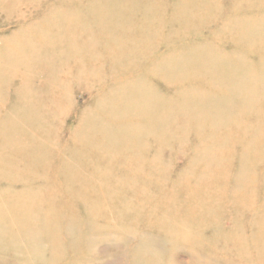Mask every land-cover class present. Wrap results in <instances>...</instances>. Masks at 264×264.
I'll return each instance as SVG.
<instances>
[{
	"label": "bare ground",
	"instance_id": "1",
	"mask_svg": "<svg viewBox=\"0 0 264 264\" xmlns=\"http://www.w3.org/2000/svg\"><path fill=\"white\" fill-rule=\"evenodd\" d=\"M217 1L0 0L2 23L17 25L6 35L0 28V125L7 126L0 134V264H80L90 254L79 250V241L67 247L61 243L72 230L63 226L72 222L76 229L85 222L77 213L70 215L67 206L76 201L87 212L101 203L122 222L137 225L146 204L147 226L160 224L149 216L165 217V225L142 230L113 223L118 233L133 230L131 239L138 245L129 251L135 264H175L176 249L188 252L184 264H264V170L258 169L264 130L238 138L232 130L234 118L244 122L248 110L255 111L256 120L264 118V54H259L264 51V14L232 10L230 18L225 16L216 31L227 32L220 38L233 49L225 50L217 39L190 33L201 12ZM233 4L232 9L240 0ZM168 22L178 25L170 30L172 37H180L178 46L165 40ZM257 40L259 47L247 55L241 47ZM6 73L19 78L14 112L2 102L1 85L11 80ZM37 78L51 101L60 98L46 121L50 127L24 105L23 91L30 90L31 98ZM74 86L85 87L89 101L70 110L63 105ZM25 125L46 128V134L21 136ZM63 129H68L66 138L58 131ZM162 151L168 158L160 161ZM182 152L186 160L175 173L173 159ZM224 185L235 198L221 218L222 208L208 209L200 193L214 192L216 205L223 201L222 191H216ZM77 186L79 193L65 192ZM177 186L180 199L174 198ZM163 187L165 198H160ZM164 199L165 206L183 199L181 209L191 219L169 217L173 209L162 207ZM110 212L95 217L108 221ZM68 248L74 263L65 262Z\"/></svg>",
	"mask_w": 264,
	"mask_h": 264
},
{
	"label": "rangeland",
	"instance_id": "2",
	"mask_svg": "<svg viewBox=\"0 0 264 264\" xmlns=\"http://www.w3.org/2000/svg\"><path fill=\"white\" fill-rule=\"evenodd\" d=\"M162 1L165 2V3L166 2H171V1L172 2H177V1L187 2L188 1V2H191V3H194V4L197 3V2L198 3L200 2V0H162ZM251 1H254V0H240V4L237 7H234V9H232L233 5H234L233 4V0H218L217 4H215L214 2H210L211 3L210 4V8H209L210 10H208V12L207 11L206 12H201L202 19L199 20L200 22L198 20L194 21V24H195L194 27L195 28H193L191 30V32H190L191 33V37H193L195 34H198L202 38H204L206 40H209V41H212V42H213V40L217 39L218 40L217 43L220 44L219 46L221 48H223V49L225 48V50L231 51L233 49V47L230 46V45H227V44H230V43H228L227 40H224V39L220 38V36H223V35L225 36V34L227 32L225 31L226 32L225 33L224 31H222L219 34H217L216 31L219 30V28H221L220 25H222L223 18L225 16H227V15H229V18H230L233 12L235 14L239 10H241L240 14L241 15H245V16L262 15V14H264V0H256L255 2H251ZM259 1H262L260 6L258 5ZM67 2L71 3V4H76V3L79 2V0H67ZM251 3H253V4H251ZM81 4H83V3H81ZM232 10H233V12H232ZM168 11H165V16H168V14H170V10L169 9H168ZM197 12H198L199 17H201L200 16V11H197ZM204 13L205 14H209L211 16L210 17L204 16ZM34 17H35V15H34ZM241 17H243V16H241ZM3 18L4 17L0 16V28H3L5 30L4 33L6 35V33L8 34V33H10V31H13L17 27V25H16L15 22H9L10 24H8L7 22L6 23H2ZM4 24H8L7 27ZM175 24L168 22L167 28L165 29V40H166L167 43L171 42V44H172V41H173L175 43V46H178V45H180L178 43V39H180V37H177V38L172 37L171 36L172 34L170 33V30L173 31V30H175L178 27V25H175ZM196 32H198V33H196ZM96 34L101 35L102 32L101 31H96ZM1 40H3V38ZM0 42H2V41H0ZM258 44H259L258 40H257V43L256 42L244 43V46H242L241 48L243 50H246L247 51V55H248V54L252 53L253 51H255V49H257L259 47ZM168 48L169 47L165 45V52H167ZM247 49H249V50H247ZM259 54L260 55L264 54V51L263 50L260 51ZM247 55H246V57H247ZM256 55H258V54H256ZM249 58L251 60H254V61L256 60L255 56H251ZM4 77H6V79L9 78L11 80H10V82H6L4 85L3 84L1 85V88H2L1 90H2V93L4 95V98L2 99V102L5 103V108L6 109H8L10 107V105H11V110H12V109H14L13 106L18 104L16 102V98L18 96V93H16L17 90L15 88L17 87V85L19 83V78L16 77L15 75H8V73H6V75ZM3 79H5V78H3ZM38 80H39V78H37L36 80L32 81L33 86H32V91H31V94H30L31 98H28L30 90L28 91V90L25 89L23 91V94H25L26 97H27L26 99H24V105L30 107L33 110L32 114L34 116H40L43 119L40 122L45 121V124H46L47 123L46 121H50L51 120L50 118L52 117V112L55 111L56 102L60 98L58 97L54 101H51V100H53L52 99V95L47 93L45 90L43 91L44 86L42 84V81H41V86H39V81ZM22 96H24V95H22ZM66 97H67V100L65 101L64 105L63 104L62 105H63V107H67L70 110L80 109L86 103H88V101H89V93H88L87 90H85V87L74 86L72 88V91L69 90V94ZM52 102H54V103L52 104ZM231 106H230V108H231ZM21 107H20V109H22ZM11 112H14V111L12 110ZM2 113H4V110L0 109V114H1L0 117H3ZM70 120L71 119L69 117L67 119V121L69 122ZM244 120L245 121L243 122V120L234 118V120L232 122L233 136H236L237 138L239 136H241V135L242 136L243 135L252 136L254 133H257V131H259L261 129L264 130V118L256 120L255 119V111L254 110H248L247 114H245ZM175 124H178V125L181 124L180 115L176 116ZM46 125L49 126V123H47ZM6 128H7V126H4L3 124L0 125V134L3 131H6ZM53 128H54V130H52L51 132L55 133L56 132V128L55 127H53ZM58 128L59 127H57V129ZM43 130H46V128H43V127H41V128H36L35 127L34 128V127L30 126V125H25L23 127L20 126L19 134L21 136H25L26 133L33 131L38 136H44L46 133ZM171 130H174V127H172ZM58 131H59V134H60V132L63 133L62 134V136L64 135L63 138L67 137L68 129H63V130H58ZM48 135L51 137L50 131H48ZM220 135H221V139H222L223 138L222 134H220ZM192 137H193V135H191L190 138H192ZM63 141H65V140H63ZM231 143H232V141H231ZM236 143L237 142H235L234 144L236 145ZM71 145H72V143H71ZM238 147L236 146V148H238ZM145 153L147 154V151ZM132 155H133V153H131V156ZM167 155H168V153L166 151L165 152L162 151L161 154L159 155V159H161L160 161L164 160L165 158H168ZM183 156H185L184 153H183L182 156H180V155L179 156H175L174 159H173L174 163H173L172 169L174 171L176 170L175 173H177V171L180 172L183 169V166H184V163H185L184 161L186 160V158L182 159ZM235 162H237V157H234V161L231 163L230 172H234L235 171V170H233V168L236 167V163ZM258 169L264 170V159H263V162L258 165ZM74 172L77 173V171H74ZM47 174L49 176H52L51 174H53V173L47 172ZM260 175L264 176V174H260ZM76 176H79V175H76ZM233 176H234V174L231 173V177L228 178V180L232 179ZM81 179L85 180L86 178L85 177H81ZM175 180H178V179H176V176L174 177V181ZM263 182H264V179H263ZM258 186L260 187V183H259ZM229 187L230 186H225V187L220 188L219 191H216V193H219L221 191L223 192V193L221 192V196L223 198V201L221 203H219V204H216V205L213 204V203H215L214 199L216 197V194L214 192L208 191V192H201L200 193V196L204 197L205 199H207L209 201V203H208V207L209 208L207 207L208 209H220V208H215L216 206L222 208L221 211H220V217L221 218H222V215L225 213L226 209L228 208V206L231 205L228 202L234 201V198H235V197H232L233 193H231V190L229 189ZM79 188L80 187L77 186L76 188H70V190L65 191V192L69 193V195L71 196L73 194L79 193V191H78ZM162 189L163 190H161L159 192V197L160 198H165V189H164V187ZM175 190L176 191H175V194H174V196H175L174 198L175 199H180L179 195H181L182 190L178 186L176 187ZM262 191H263V188H262ZM62 192L60 194H63ZM152 193H154V192H152ZM90 200L91 199H89V201ZM103 200H105V197L101 196V202L102 203H104ZM161 202H162V207H164V208L168 207L170 209H173V213L169 217L176 216L178 219L186 218L188 221L191 219L190 216L187 215L188 212L182 211V209H181L183 206L184 207L186 206V205H184L183 199H182V204H180V205H182V207L180 205H178V204H176V205L175 204H169V205L165 206V199L163 201H161ZM134 203L135 202H133V203L131 202L129 205L134 204ZM100 204H98L97 206L93 205V207L90 209L89 212H87V210H83L84 209V205L80 204L77 201L74 202L73 206H67V207H69V212H70V215H72V217L74 216V214H71V212H73L75 214L77 213V214H79L80 216H82L85 219V222L82 223V224H78V227L76 229L73 228V223L72 222H70V224L67 223L68 226H63V228L67 227L69 229L71 228L72 230H70L71 231L70 232L71 235H69L66 239H64V237L62 236V240H61L62 245L64 247H67L69 244H74L75 245L79 241V245H82V249L80 248L79 250H81L82 253L83 252H87V254L89 253L91 255V256L89 255L88 257L84 256L83 261L80 264H109V263L110 264H120V263L121 264H135V263H133L134 262V257L133 256H135V255H133L129 251L130 249H132V248H134V247H136L138 245V243L136 241H133L131 239V238H134V237H131V233H132L133 230L129 229L128 231L126 230L124 232L118 233V232H116V230L112 229V227H113V223L116 224V225H121L120 223H123V225L126 226V228L127 227H131V226H136L137 224H135L134 222H131V221H127V220L122 222L120 216L117 215V213L115 212L114 209L108 210L109 207H107L105 209L104 206L102 204L101 205ZM143 204H145V203H143ZM143 204H141V205H143ZM129 205H128V207H130ZM128 207H126V208H128ZM193 207H194V205L190 204L189 205V210H191ZM222 210H224V211H222ZM54 211H57V210H54ZM108 211H112L109 214L111 219H109L108 221H106L105 219H102L101 217L100 218L95 217L96 215L102 214L103 212L105 214L107 213V215H108ZM118 211H123V209L120 208V209H118ZM146 211H148L147 210V204H146V207H145L144 211H142L143 214L140 212L137 215V217H139L140 219L143 220L142 224L137 225L139 230H142L144 228H153V226L157 227V225H165V220H166L165 217H160L159 216L158 219H156L154 216H149L150 221H157L160 224L152 223V226H150V225L147 226L146 219H148V216H145ZM177 211H179V213H177ZM91 212H92V215H94L93 216L94 218H92V219H94V222L88 223L87 221H91V216H92L90 214ZM170 212H172V211H170ZM217 213H218V211H217ZM88 215H90V216H88ZM125 215H128V216L131 215L132 216V215H134V211H126ZM168 224H171V223L169 222ZM129 225H131V226H129ZM70 226H72V227H70ZM108 226H110L111 228L108 227ZM63 228L62 227L61 228L58 227L59 230L63 229ZM162 228L163 227H160L159 229H156V230L159 231ZM155 232L160 237H163L161 232H159V233L157 231H155ZM135 238H145V237L139 236V237H135ZM46 241H47L46 239H41V243H45ZM123 249H124V253H123ZM175 252L176 253H174V255H173L174 259H175V260L173 259L175 264H184L185 261L187 259H189L188 252L184 251L183 249H176ZM65 254H67V257L65 258V262H68V261L69 262H73V263L75 262L74 260L70 259V258H72L71 257V254H72V250L71 249L68 248L65 251ZM149 257H151V256H149ZM162 258H163L162 260H164V257H162ZM220 264H221V262H220Z\"/></svg>",
	"mask_w": 264,
	"mask_h": 264
}]
</instances>
